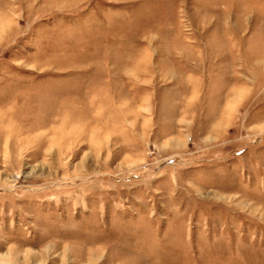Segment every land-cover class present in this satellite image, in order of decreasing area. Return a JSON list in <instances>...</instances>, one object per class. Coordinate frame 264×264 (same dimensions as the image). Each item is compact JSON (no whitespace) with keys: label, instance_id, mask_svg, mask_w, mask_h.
I'll list each match as a JSON object with an SVG mask.
<instances>
[{"label":"rangeland","instance_id":"obj_1","mask_svg":"<svg viewBox=\"0 0 264 264\" xmlns=\"http://www.w3.org/2000/svg\"><path fill=\"white\" fill-rule=\"evenodd\" d=\"M0 264H264V0H0Z\"/></svg>","mask_w":264,"mask_h":264}]
</instances>
